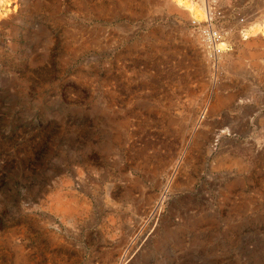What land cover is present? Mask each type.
<instances>
[{"label": "rangeland", "instance_id": "rangeland-1", "mask_svg": "<svg viewBox=\"0 0 264 264\" xmlns=\"http://www.w3.org/2000/svg\"><path fill=\"white\" fill-rule=\"evenodd\" d=\"M0 264H264V0H0Z\"/></svg>", "mask_w": 264, "mask_h": 264}, {"label": "built area", "instance_id": "built-area-1", "mask_svg": "<svg viewBox=\"0 0 264 264\" xmlns=\"http://www.w3.org/2000/svg\"><path fill=\"white\" fill-rule=\"evenodd\" d=\"M209 39H210L211 44H213L214 46L215 45L218 46V42H220L218 35H216L215 33L210 34Z\"/></svg>", "mask_w": 264, "mask_h": 264}, {"label": "bare ground", "instance_id": "bare-ground-1", "mask_svg": "<svg viewBox=\"0 0 264 264\" xmlns=\"http://www.w3.org/2000/svg\"><path fill=\"white\" fill-rule=\"evenodd\" d=\"M219 47H220V45H219ZM215 53H216V55H218V54H217V53H218V50H216V52H215ZM211 54H214V53H213V51H212V52H210V56H211ZM216 57H217V56H216Z\"/></svg>", "mask_w": 264, "mask_h": 264}]
</instances>
